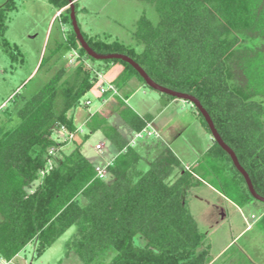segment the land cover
I'll return each mask as SVG.
<instances>
[{
	"label": "trees",
	"instance_id": "1",
	"mask_svg": "<svg viewBox=\"0 0 264 264\" xmlns=\"http://www.w3.org/2000/svg\"><path fill=\"white\" fill-rule=\"evenodd\" d=\"M236 1L153 0L159 22L154 25L143 17L133 33L136 45H143L141 51L118 41L93 40L82 32L96 52L129 55L157 83L195 95L264 196V93L246 67L254 43L243 16L248 6H237ZM10 2L0 7L4 46L10 45L4 36ZM49 2L62 10L63 24L68 23L69 0ZM77 5L75 1L76 13ZM68 33L41 63L57 66L46 83L31 95L15 94V106L0 120V264L30 242L35 254L42 255L72 226L77 230L66 254L73 251L84 264H101L111 257L110 264H210L211 245L188 203L193 188L212 182L242 207L256 200L231 156L215 140L193 170L181 168L182 161L169 147L144 161L132 138L154 117L140 115L121 99L130 139L98 112L86 121L91 131L101 129L118 147L106 167L108 178L85 156L83 141L53 158L52 148L61 152L63 145L53 133L62 127L79 131L69 112L99 81V73L105 75L109 66L120 63L124 71L118 79L124 84L132 74L146 83L124 60L91 57L75 31ZM75 49L97 63L94 70L81 58L75 67H66L63 58ZM112 82L120 89L116 80ZM162 94L164 104L176 99ZM202 121L211 133L203 116ZM261 222L264 226V213Z\"/></svg>",
	"mask_w": 264,
	"mask_h": 264
},
{
	"label": "rangeland",
	"instance_id": "2",
	"mask_svg": "<svg viewBox=\"0 0 264 264\" xmlns=\"http://www.w3.org/2000/svg\"><path fill=\"white\" fill-rule=\"evenodd\" d=\"M8 1L0 0V7ZM76 2L78 22L88 38L105 42L118 41L126 46L132 45L138 51L143 49V45H136L133 33L140 19L145 17L154 25L160 20V11L153 0H76ZM241 4L248 6L243 16L250 24L249 31L254 42L250 56L247 57L249 65L246 67L256 85L264 93V0L236 1L237 6ZM10 6L7 13L8 27L4 35L10 45L4 46L0 37V120L8 107L15 106L13 102L15 94L31 95L46 83L57 66L52 68L46 63L41 67L43 59L46 60L51 55L57 43L67 40L69 30L71 33L74 31L71 12L66 11L68 23L63 24L58 8L49 0H11ZM79 53V50L75 49L66 54L63 58L66 59L64 62L66 67H75L81 58L88 68L94 70L93 67L97 66V63L86 55L80 57ZM244 64L242 66H245ZM123 71L124 65L117 63L106 69L105 77L111 79L110 81L116 80L122 86L124 92L122 90L121 99L127 106L141 115H152L155 118L152 120V127L158 132V136H145L138 139L135 145L142 159L151 161L162 154L163 150H169L167 148L169 147L182 161L181 168L193 170L196 166L199 167L205 149L214 142V138L204 126L198 108L190 101L176 98L175 103L161 112L166 97L134 74L130 79L139 83V87L131 84L123 88L125 84L118 79ZM99 83L97 81L69 112L79 127L73 140H66L64 129L55 130L52 138L63 145L61 152L60 150L57 152L55 148H52V151L55 152L53 158H58L62 152H69L74 142L83 141L82 151L85 156L93 162L97 171L99 169L106 171L108 164L117 156L118 147L101 129L91 131L86 123L87 119L98 112L125 138L130 139L132 134L121 115V110L126 105L122 104L119 97L109 102L104 101L101 108L96 111L92 108L99 104L98 100L93 99L92 105H86L88 99L92 98L98 89ZM99 144L101 148L97 147ZM105 176L108 178L107 173ZM41 178L42 176L39 179ZM39 181L33 186L36 187ZM188 203L199 224L200 232L206 235V243L211 245V258L216 257L212 264H264V226L261 222L264 202L253 200L242 207L225 196L214 183L204 182L193 188L188 196ZM76 230L77 227L72 226L42 255L35 254V245L30 242L11 261L1 262L84 264L73 251L66 254L68 241ZM111 259L112 257L101 264H110Z\"/></svg>",
	"mask_w": 264,
	"mask_h": 264
},
{
	"label": "water",
	"instance_id": "3",
	"mask_svg": "<svg viewBox=\"0 0 264 264\" xmlns=\"http://www.w3.org/2000/svg\"><path fill=\"white\" fill-rule=\"evenodd\" d=\"M76 0H69V7L71 9V21L74 28V31L76 33L77 39L79 40L81 46L85 49L88 55L95 59L104 60V59H121L125 62L132 65L138 73L143 77L145 82L152 87L155 90L160 91L161 93L168 94L171 96H174L179 99H184L186 101L192 102L199 110L200 114L204 117L205 121L207 122L212 136L214 140L231 156L233 163L235 167L238 169V171L244 176L247 186L249 188L250 193L252 196L261 202H264V196L259 194L252 182V179L248 173V171L244 168V166L240 163L238 156L236 152L228 145L222 136L220 135L218 129L216 128V125L210 115V113L207 111V109L203 106L201 101L193 94L181 92L178 90H174L172 88L163 86L159 83H157L149 74L148 72L131 56L123 54V53H109V54H101L96 52L90 44L87 42V40L84 37V34L81 30L80 24L78 22L77 13H76V6H75Z\"/></svg>",
	"mask_w": 264,
	"mask_h": 264
},
{
	"label": "built area",
	"instance_id": "4",
	"mask_svg": "<svg viewBox=\"0 0 264 264\" xmlns=\"http://www.w3.org/2000/svg\"><path fill=\"white\" fill-rule=\"evenodd\" d=\"M61 12H62V10L59 11V15H60ZM98 76H99V82H100L99 86H98V91H99V94L102 97L105 96L106 93H109L108 97H115L117 95H120L119 89H118L117 85L114 82L108 80L103 73H99ZM106 99H107L106 97H103L104 101ZM89 104H91L90 100H88L86 102V105H89ZM152 126H153L152 123L149 122L147 124L146 128H144L142 131L136 132L133 135L132 143L137 142L138 139H142L145 136H152V135L154 136L155 135L157 137L158 136V132L155 129H153ZM62 129H64V131L66 133L65 134L66 137H67L66 140L67 139H72L75 136V133L68 131L65 127H62ZM61 132L63 133V131H61ZM97 147L101 148V145L99 144ZM51 152L53 153V151H51ZM98 174L100 176H104L106 174V171L105 170L103 171V170L99 169L98 170Z\"/></svg>",
	"mask_w": 264,
	"mask_h": 264
},
{
	"label": "crops",
	"instance_id": "5",
	"mask_svg": "<svg viewBox=\"0 0 264 264\" xmlns=\"http://www.w3.org/2000/svg\"><path fill=\"white\" fill-rule=\"evenodd\" d=\"M114 68H116L117 69V66H115ZM121 70H122V68H120ZM119 69V71L118 72H120L121 70ZM118 74V73H117ZM116 74V75H117ZM111 80V79H110ZM133 85V86H136V87H139V83H137L134 79H129L127 82H126V84L123 86V88L125 87V86H129V85ZM138 85V86H137ZM122 86L120 85V88H121ZM122 88L121 89H119V92H120V95H121V92H122ZM123 92H124V90H123ZM121 97V96H120ZM161 98H162V96H161ZM93 99H96V100H98L99 102V104L96 106V107H91L92 108V110H95L96 111V109L98 110L99 108H101V106H102V104L104 103V100H103V98L101 99V95L99 94V91H98V89L94 92V95L92 96V98L90 97L88 100H92L91 101V105L93 104ZM113 99H118V97H109V98H107L105 101L106 102H109L110 100H113ZM121 99V98H120ZM163 99V98H162ZM175 100H173V101H169L167 104H164V106H163V108H162V110H161V112L162 111H164L166 108H168L171 104H173V103H175L174 102ZM91 110V109H90ZM141 115V114H140ZM155 119V118H154ZM76 123V122H75ZM152 123V122H151ZM76 125H77V123H76ZM153 125V124H152ZM210 146V145H209ZM208 146V147H209ZM207 147V148H208ZM207 148L205 149V151L207 150ZM216 260V257H214V258H212V260H211V262H210V264H212L214 261Z\"/></svg>",
	"mask_w": 264,
	"mask_h": 264
}]
</instances>
